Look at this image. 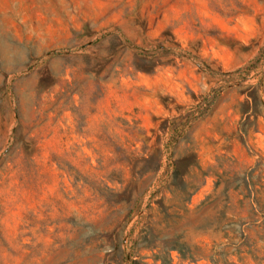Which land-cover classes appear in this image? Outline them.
<instances>
[{"label": "rangeland", "instance_id": "rangeland-1", "mask_svg": "<svg viewBox=\"0 0 264 264\" xmlns=\"http://www.w3.org/2000/svg\"><path fill=\"white\" fill-rule=\"evenodd\" d=\"M0 264H264V0H0Z\"/></svg>", "mask_w": 264, "mask_h": 264}]
</instances>
